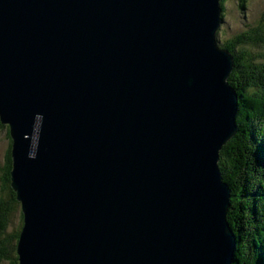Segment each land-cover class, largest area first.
<instances>
[{
    "label": "water",
    "instance_id": "1",
    "mask_svg": "<svg viewBox=\"0 0 264 264\" xmlns=\"http://www.w3.org/2000/svg\"><path fill=\"white\" fill-rule=\"evenodd\" d=\"M220 2L0 0L18 264L233 263Z\"/></svg>",
    "mask_w": 264,
    "mask_h": 264
},
{
    "label": "trees",
    "instance_id": "2",
    "mask_svg": "<svg viewBox=\"0 0 264 264\" xmlns=\"http://www.w3.org/2000/svg\"><path fill=\"white\" fill-rule=\"evenodd\" d=\"M225 2H220L223 20ZM246 3L238 2L243 16ZM218 45L233 58L228 84L238 96L236 134L221 148L218 161L231 197L226 218L236 242L232 264H264V11L241 33ZM0 131H5L8 140L0 166V264H18L22 214L10 188L8 126L0 123ZM13 216L19 217V225L8 234Z\"/></svg>",
    "mask_w": 264,
    "mask_h": 264
},
{
    "label": "rangeland",
    "instance_id": "3",
    "mask_svg": "<svg viewBox=\"0 0 264 264\" xmlns=\"http://www.w3.org/2000/svg\"><path fill=\"white\" fill-rule=\"evenodd\" d=\"M224 3V22L217 33V41H227L232 36L241 33L247 26L257 21L264 11V0H247L245 16H243L238 8L239 0H226ZM221 44V43H220ZM8 146L5 131H0V166L3 164L5 151ZM1 189V183H0ZM6 233L15 230L19 225V217H12ZM9 234V233H8Z\"/></svg>",
    "mask_w": 264,
    "mask_h": 264
},
{
    "label": "clouds",
    "instance_id": "4",
    "mask_svg": "<svg viewBox=\"0 0 264 264\" xmlns=\"http://www.w3.org/2000/svg\"><path fill=\"white\" fill-rule=\"evenodd\" d=\"M224 22V21H223ZM222 25H223V23H222ZM221 28V27H220ZM19 210H20V208H19Z\"/></svg>",
    "mask_w": 264,
    "mask_h": 264
},
{
    "label": "bare ground",
    "instance_id": "5",
    "mask_svg": "<svg viewBox=\"0 0 264 264\" xmlns=\"http://www.w3.org/2000/svg\"><path fill=\"white\" fill-rule=\"evenodd\" d=\"M238 97V96H237Z\"/></svg>",
    "mask_w": 264,
    "mask_h": 264
}]
</instances>
